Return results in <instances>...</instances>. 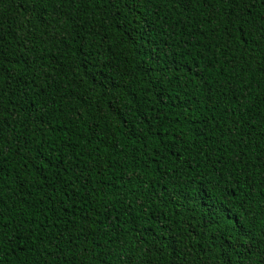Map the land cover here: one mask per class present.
Instances as JSON below:
<instances>
[{"label": "trees", "instance_id": "obj_1", "mask_svg": "<svg viewBox=\"0 0 264 264\" xmlns=\"http://www.w3.org/2000/svg\"><path fill=\"white\" fill-rule=\"evenodd\" d=\"M0 264H264V0H0Z\"/></svg>", "mask_w": 264, "mask_h": 264}, {"label": "snow or ice", "instance_id": "obj_2", "mask_svg": "<svg viewBox=\"0 0 264 264\" xmlns=\"http://www.w3.org/2000/svg\"><path fill=\"white\" fill-rule=\"evenodd\" d=\"M234 2H235V0H234ZM125 6H127V5H125ZM251 7H255V4L254 3H251Z\"/></svg>", "mask_w": 264, "mask_h": 264}]
</instances>
